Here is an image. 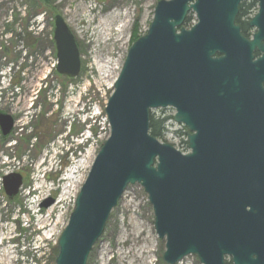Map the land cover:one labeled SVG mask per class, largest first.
Here are the masks:
<instances>
[{"label": "water", "instance_id": "water-1", "mask_svg": "<svg viewBox=\"0 0 264 264\" xmlns=\"http://www.w3.org/2000/svg\"><path fill=\"white\" fill-rule=\"evenodd\" d=\"M246 0H159L145 34L129 46L109 95L110 133L97 151L57 241L55 264H87L126 187L147 193L154 229L165 239L162 261L188 255L200 264H264V131L248 119L264 112V0L249 21L253 39L236 24ZM196 21L184 26L188 14ZM58 74L81 68L75 37L53 17ZM261 55L253 60V51ZM172 107L187 152L149 132L150 112ZM14 118L0 112L8 136ZM8 198L20 173L2 177ZM53 202L43 203L47 207Z\"/></svg>", "mask_w": 264, "mask_h": 264}, {"label": "rangeland", "instance_id": "rangeland-1", "mask_svg": "<svg viewBox=\"0 0 264 264\" xmlns=\"http://www.w3.org/2000/svg\"><path fill=\"white\" fill-rule=\"evenodd\" d=\"M47 1L0 0V112L15 118L8 140L4 141L0 132V254L11 252L7 263L0 255V264H55L56 242L73 209L75 196L109 135L104 108L112 85L133 36L146 33L159 0ZM55 14L64 18L79 49L81 68L73 81L54 73L57 59L51 41ZM99 21L109 27L102 38H97L102 30ZM194 22L192 16L191 24ZM117 36L119 41L113 43ZM7 73L11 76L10 87L1 83ZM153 112L166 117L172 113L168 109ZM166 129L162 141L185 150V131L171 121H166ZM62 138L65 147L77 146L79 152L75 155L79 156L74 161H84L85 167L76 173L79 180L72 192L60 201L64 187L70 183L63 181L65 174L57 163L60 161L63 170L67 158L57 155L52 170L41 162L50 146ZM76 138L82 143L74 144ZM13 140L17 143L10 144ZM56 149L57 152V145ZM44 166L45 178L37 179L46 169ZM11 172L23 176V185L18 195L10 199L3 191L2 175ZM48 199L54 203L41 206ZM28 209L39 213L35 218L22 214ZM27 220L28 230L19 235L21 222ZM153 222L147 193L138 183L128 185L112 209L87 264H165L161 258L165 239L158 238ZM21 245L26 250L20 251ZM175 264L200 263L188 255Z\"/></svg>", "mask_w": 264, "mask_h": 264}, {"label": "trees", "instance_id": "trees-1", "mask_svg": "<svg viewBox=\"0 0 264 264\" xmlns=\"http://www.w3.org/2000/svg\"><path fill=\"white\" fill-rule=\"evenodd\" d=\"M40 1H42V3L46 2V4L48 2L47 0H40ZM256 4L257 3L255 1H247V2L243 1L239 6V13L237 15V20H242L244 17L249 15L253 10H255ZM191 20H192V15L189 14L184 21V25L186 27L191 26ZM133 37L136 39L137 35L135 34ZM60 77H64V76H60ZM64 78H66L68 81L74 80V79L67 78V77H64ZM161 112L163 113L164 110H161ZM170 118H171V116H167V117L166 116H156V114L154 112H151L150 118H149V132L153 136L158 138L159 140H163L164 135L167 132L166 121ZM183 144H184V146L186 145L185 140H183ZM183 151H184V149H183ZM55 248H56V250H55L54 257L57 254V247H55ZM226 264H231V262L228 260V261H226Z\"/></svg>", "mask_w": 264, "mask_h": 264}, {"label": "flooded vegetation", "instance_id": "flooded-vegetation-1", "mask_svg": "<svg viewBox=\"0 0 264 264\" xmlns=\"http://www.w3.org/2000/svg\"><path fill=\"white\" fill-rule=\"evenodd\" d=\"M257 9H258V7H257V4H256V9L253 10L249 15L244 17L242 20H237V17H236V24L240 25V33H241V35L243 37H245L247 39H253L254 35L257 32V29L255 27H250L249 26V21L252 18V16L256 13ZM37 27H38V25H37ZM51 43H52V46L55 49V44H54V41H53V30H52V41H51ZM253 55H254L253 60H255L261 55V53H260V51L255 49L253 51ZM25 56H26V53L24 52V57ZM23 68H25V67H23ZM262 86L264 88V82L262 83ZM169 109H170V111L175 112L174 108H169ZM248 121H249V123H251L250 127L252 129H254L256 131H264V112L260 113L255 118L250 117L248 119ZM180 128L183 131H185V132L188 131V129L185 126H180Z\"/></svg>", "mask_w": 264, "mask_h": 264}, {"label": "built area", "instance_id": "built-area-1", "mask_svg": "<svg viewBox=\"0 0 264 264\" xmlns=\"http://www.w3.org/2000/svg\"><path fill=\"white\" fill-rule=\"evenodd\" d=\"M16 143H17V141L13 140L10 144H16ZM57 143L55 142L54 144H52L50 146V149H48V151L44 154L43 159H42V162H41V164L45 163L47 167L50 166V170L53 169V165H54L53 159L57 155H62L63 154V151H62V146L64 145L63 139L59 140V142H57ZM56 145H57V148H58V151L57 152L55 151ZM74 159H75L74 158V155H71L69 157V166L68 167H64L63 170L61 169V163H60V161H58L57 165L60 166L59 169L61 170V173L65 174L64 175L65 177L68 174H71V173L73 174L74 173L75 169L73 167L77 164V162L75 163L76 160L74 161ZM46 166H44L46 169L42 172L41 177H39L38 175L36 176L37 179H39V178L40 179H44L45 178V173H46L45 171L47 170V167Z\"/></svg>", "mask_w": 264, "mask_h": 264}, {"label": "bare ground", "instance_id": "bare-ground-1", "mask_svg": "<svg viewBox=\"0 0 264 264\" xmlns=\"http://www.w3.org/2000/svg\"><path fill=\"white\" fill-rule=\"evenodd\" d=\"M89 22H90V20H89ZM99 26L102 27V30L99 31L97 38H102L103 36H106V34H107L108 30H109V27H108V24L103 23L102 21H99ZM116 30H119V28H117ZM108 40H110V39H108ZM112 41H113V43H115L116 41H119L118 36L115 39L113 38ZM88 156L89 155H87L85 157V161H86V159H87ZM84 167H85V162L84 161L82 163L79 162L78 164H76L73 167L75 169V172L73 173V175L70 176L69 178H68V176L65 178V179H69L70 186L69 187L68 186H65L64 187V191H63L62 198H61L60 201L64 200L66 198V196H68L70 194V192H72V188L75 186L74 184H76L78 182V180H79L77 178V176H76V173H78ZM44 221H45V219L42 218L41 219L42 225L44 224ZM128 253H130V251ZM0 255H1V258H3L4 261L7 263L8 262L7 258H9L11 256V252L10 251L3 252Z\"/></svg>", "mask_w": 264, "mask_h": 264}]
</instances>
